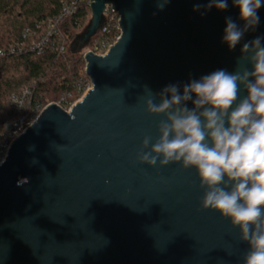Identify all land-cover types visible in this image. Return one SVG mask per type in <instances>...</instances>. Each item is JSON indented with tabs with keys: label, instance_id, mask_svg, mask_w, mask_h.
Listing matches in <instances>:
<instances>
[{
	"label": "water",
	"instance_id": "95a60500",
	"mask_svg": "<svg viewBox=\"0 0 264 264\" xmlns=\"http://www.w3.org/2000/svg\"><path fill=\"white\" fill-rule=\"evenodd\" d=\"M160 2L92 0L89 35L112 4L120 38L104 56H86L92 88L82 100L69 113L45 108L0 165V264H243L249 246L230 219L202 209L196 169L149 167L137 154L164 119L146 111L145 86L159 93L236 71L243 43L264 37V7L229 50L225 18L244 23L233 0L223 11L194 10L209 0Z\"/></svg>",
	"mask_w": 264,
	"mask_h": 264
},
{
	"label": "clouds",
	"instance_id": "9594fccd",
	"mask_svg": "<svg viewBox=\"0 0 264 264\" xmlns=\"http://www.w3.org/2000/svg\"><path fill=\"white\" fill-rule=\"evenodd\" d=\"M167 3L161 0L158 8L162 10ZM233 4L244 23L241 27L230 16L225 18L222 42L229 50L258 26V9L264 7V0H233ZM201 7L227 10L228 0H209L206 6L196 4L194 10ZM262 41L264 37L257 36L243 43L234 72L216 70L182 86L170 84L159 93L145 86L146 111L164 119L158 124L155 142L146 135L137 154L139 163L149 167L180 163L184 169H196L204 189L202 209L230 219L231 225L238 227L241 241L249 246L243 264H264ZM241 89L247 93L243 97ZM188 102L193 107L189 108ZM27 182L24 178L17 186Z\"/></svg>",
	"mask_w": 264,
	"mask_h": 264
},
{
	"label": "trees",
	"instance_id": "16d2710c",
	"mask_svg": "<svg viewBox=\"0 0 264 264\" xmlns=\"http://www.w3.org/2000/svg\"><path fill=\"white\" fill-rule=\"evenodd\" d=\"M74 0H0V50L16 48L14 54L0 56V144L6 142L10 124L18 119L11 103L13 96L29 90L28 110L61 103L70 108L84 95L90 83L83 57L67 54L68 46L92 16L88 0L78 2L74 13L64 16ZM62 17V19H60ZM60 21L57 23V21ZM57 23L54 48L44 53L32 51L48 30ZM30 35L25 37L27 33ZM120 35L116 15L103 17L90 44L104 53ZM63 46L65 53L56 48Z\"/></svg>",
	"mask_w": 264,
	"mask_h": 264
},
{
	"label": "built area",
	"instance_id": "2783aa9c",
	"mask_svg": "<svg viewBox=\"0 0 264 264\" xmlns=\"http://www.w3.org/2000/svg\"><path fill=\"white\" fill-rule=\"evenodd\" d=\"M79 1H81V0H74L72 5H70L69 7L65 8L62 17L74 13ZM88 4L91 6L92 5V0H88ZM112 7H113L112 4H107L106 5V9H105L103 17L106 18V17H108L110 15H114L115 14L116 15V21H117V28L119 29L120 35H121V28H120L121 18L119 16V14ZM62 17L60 19H62ZM60 19L57 21V23L60 21ZM57 23H54V22H52L50 20L49 25H48V30H47L46 34L44 36H42V38L38 42H36V43H34L32 45V48H31L32 51H36L38 54H42L48 48H54L55 47L54 46V42H52V39H53V37L58 35L57 29H56ZM28 35H30V32H28L27 35H25V37H27ZM120 35L117 38V40L120 38ZM56 50L59 53H61V54L65 53V51H66L63 46L57 47ZM15 52H16V48L11 47L7 51L0 50V56L1 57L5 56L8 53L9 54H14ZM89 53H92V54L97 55V56H104L107 52L100 53V52H98V49L96 48L95 50L89 51L84 56V59L86 58V56ZM91 88H92V84H91V81H90V83L87 86V89H86L84 95ZM28 97H29V90H26V91L22 92L19 95L13 96L12 99H11V103H12L13 107L15 108V111H16V113L18 115V119L15 122H13L12 124H10V128H9V132L7 134L6 142L0 144V161H2V162L5 161V159L7 157L8 150L10 149L11 145L13 144V142L18 137L23 135L29 128H31L34 125V123L36 122V120L38 119V117L41 115V113L45 110V108H47L49 106V105H47L45 107L38 106L37 108L32 109V110L29 111L28 108H27L28 107V105H27ZM74 104L70 108H72L74 106ZM55 105H58L60 107L63 104L55 103ZM1 164L2 163H0V165Z\"/></svg>",
	"mask_w": 264,
	"mask_h": 264
},
{
	"label": "rangeland",
	"instance_id": "374dc122",
	"mask_svg": "<svg viewBox=\"0 0 264 264\" xmlns=\"http://www.w3.org/2000/svg\"><path fill=\"white\" fill-rule=\"evenodd\" d=\"M92 26V16L91 18L88 20V22L86 23V25L78 32L76 38L71 41V43L68 46V50H67V54L69 56L75 57V58H79V57H83L89 52L91 51L90 48V44L92 42V39L94 37L89 35L90 34V28ZM88 35V36H86ZM114 45V44H113ZM109 46L105 52H108V50L113 46ZM83 97H81V99H79L76 103H78L79 101L82 100ZM75 103V104H76ZM51 104V103H50ZM48 104V105H50ZM55 104V103H52ZM74 104V105H75ZM47 106V105H46ZM64 111H66L67 113H69L71 111V109L73 108H66L65 105H61L60 106Z\"/></svg>",
	"mask_w": 264,
	"mask_h": 264
}]
</instances>
